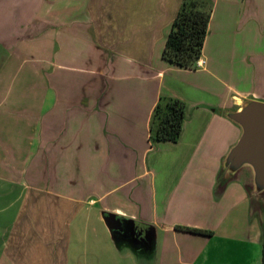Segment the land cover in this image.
Returning a JSON list of instances; mask_svg holds the SVG:
<instances>
[{"label": "crops", "instance_id": "obj_1", "mask_svg": "<svg viewBox=\"0 0 264 264\" xmlns=\"http://www.w3.org/2000/svg\"><path fill=\"white\" fill-rule=\"evenodd\" d=\"M182 1L67 0L51 20L15 19L33 35L0 37L1 68L35 80L0 99L5 262L90 260L98 243L126 264H261L250 173L220 182L241 135L225 114L264 103V0H194L211 10L195 69L162 58ZM160 97L185 103L176 142L151 140Z\"/></svg>", "mask_w": 264, "mask_h": 264}, {"label": "trees", "instance_id": "obj_2", "mask_svg": "<svg viewBox=\"0 0 264 264\" xmlns=\"http://www.w3.org/2000/svg\"><path fill=\"white\" fill-rule=\"evenodd\" d=\"M211 10L194 0H183L171 24L162 51L163 60L183 69H195L208 33ZM185 117V103L176 98L160 97L151 118V140L176 142ZM190 232L201 229L177 226ZM261 264H264V229L261 238Z\"/></svg>", "mask_w": 264, "mask_h": 264}, {"label": "water", "instance_id": "obj_3", "mask_svg": "<svg viewBox=\"0 0 264 264\" xmlns=\"http://www.w3.org/2000/svg\"><path fill=\"white\" fill-rule=\"evenodd\" d=\"M225 116L239 126L241 135L223 161L221 186L247 170L251 180L246 186L251 207L264 208V103L248 101L240 109ZM105 223L111 231H122L120 218L107 214Z\"/></svg>", "mask_w": 264, "mask_h": 264}, {"label": "rangeland", "instance_id": "obj_4", "mask_svg": "<svg viewBox=\"0 0 264 264\" xmlns=\"http://www.w3.org/2000/svg\"><path fill=\"white\" fill-rule=\"evenodd\" d=\"M67 0H0V37H26L33 35L36 31L37 27L35 23L28 27H24V29H20L15 26V19L17 17H21L23 21H27V18L30 20L31 18L35 19H52L53 9L55 7L60 6L61 4L66 5ZM75 3V2H74ZM22 30V31H21ZM11 46L8 47V50ZM4 52V53H3ZM6 51H3V45L0 44V99L4 98L6 90L4 89V85L8 84L9 81L14 80H22V81H35L34 79L26 80L22 75L21 71L18 70L14 73H7L2 69L3 63L6 61L5 55ZM32 60L33 58H29ZM21 61L19 58H12L9 61ZM29 66H24L22 71H25ZM36 67V66H35ZM34 67V68H35ZM16 70V67H13ZM18 73V74H17ZM35 75V74H33ZM36 76V75H35ZM253 210L264 213V208H258L255 204L253 205ZM16 212L15 207H13L10 213L14 215ZM5 238V233H0V264H8L2 259V240ZM73 241V240H72ZM102 247L98 243L92 246L93 251L96 253V258L90 255V260L81 259H73L69 254V259L67 264H126L119 261L112 249L107 248V251L102 252ZM89 262V263H88Z\"/></svg>", "mask_w": 264, "mask_h": 264}, {"label": "built area", "instance_id": "obj_5", "mask_svg": "<svg viewBox=\"0 0 264 264\" xmlns=\"http://www.w3.org/2000/svg\"><path fill=\"white\" fill-rule=\"evenodd\" d=\"M203 64H204V62H202V61H197V62L195 63V68H201V67L203 66Z\"/></svg>", "mask_w": 264, "mask_h": 264}, {"label": "flooded vegetation", "instance_id": "obj_6", "mask_svg": "<svg viewBox=\"0 0 264 264\" xmlns=\"http://www.w3.org/2000/svg\"><path fill=\"white\" fill-rule=\"evenodd\" d=\"M123 231H124V228L122 229L121 232H123ZM113 233H114L115 236H118L120 232L119 231H113Z\"/></svg>", "mask_w": 264, "mask_h": 264}]
</instances>
